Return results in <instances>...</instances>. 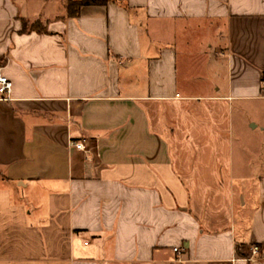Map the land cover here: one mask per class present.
<instances>
[{
  "label": "crops",
  "instance_id": "0c3cea01",
  "mask_svg": "<svg viewBox=\"0 0 264 264\" xmlns=\"http://www.w3.org/2000/svg\"><path fill=\"white\" fill-rule=\"evenodd\" d=\"M67 2L0 0V264H264V0Z\"/></svg>",
  "mask_w": 264,
  "mask_h": 264
},
{
  "label": "trees",
  "instance_id": "16d2710c",
  "mask_svg": "<svg viewBox=\"0 0 264 264\" xmlns=\"http://www.w3.org/2000/svg\"><path fill=\"white\" fill-rule=\"evenodd\" d=\"M110 0H68L67 2V17L70 19L78 18L81 15V11L84 7L91 6H107ZM41 23L35 22L31 24L29 28L28 22H23V32L38 30L44 31V27L40 28ZM4 62H0V69L4 66Z\"/></svg>",
  "mask_w": 264,
  "mask_h": 264
},
{
  "label": "built area",
  "instance_id": "2783aa9c",
  "mask_svg": "<svg viewBox=\"0 0 264 264\" xmlns=\"http://www.w3.org/2000/svg\"><path fill=\"white\" fill-rule=\"evenodd\" d=\"M13 83L5 76L0 74V96L4 100H9L10 95L12 93ZM263 95H264V81H263ZM72 147L78 150H84V144L82 143H72ZM176 253H179V249H174ZM253 254L258 255L260 253L259 247L255 246L252 248Z\"/></svg>",
  "mask_w": 264,
  "mask_h": 264
},
{
  "label": "rangeland",
  "instance_id": "374dc122",
  "mask_svg": "<svg viewBox=\"0 0 264 264\" xmlns=\"http://www.w3.org/2000/svg\"><path fill=\"white\" fill-rule=\"evenodd\" d=\"M40 28H43V23H41V25H39ZM29 28H31V24L29 25ZM253 147V146H252ZM258 148V147H257ZM255 150V149H254Z\"/></svg>",
  "mask_w": 264,
  "mask_h": 264
}]
</instances>
